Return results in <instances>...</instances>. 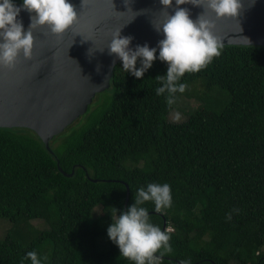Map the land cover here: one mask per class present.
Segmentation results:
<instances>
[{
  "label": "trees",
  "instance_id": "trees-1",
  "mask_svg": "<svg viewBox=\"0 0 264 264\" xmlns=\"http://www.w3.org/2000/svg\"><path fill=\"white\" fill-rule=\"evenodd\" d=\"M121 67L82 120L50 141L53 154L34 131L0 127V216L13 224L0 264H31L30 251L43 264H132L107 227L150 182L172 194L162 213L144 205L170 232L160 264H264V46L224 45L186 72L175 101L194 98L199 108L182 122L168 119L173 105L155 92L165 62L139 79ZM215 87L228 93L218 110L209 107Z\"/></svg>",
  "mask_w": 264,
  "mask_h": 264
},
{
  "label": "water",
  "instance_id": "water-1",
  "mask_svg": "<svg viewBox=\"0 0 264 264\" xmlns=\"http://www.w3.org/2000/svg\"><path fill=\"white\" fill-rule=\"evenodd\" d=\"M70 2L79 16L71 28L57 36L47 26L37 27L31 59L21 52L14 69L0 67V127L34 131L51 154L50 141L84 114L96 94L111 83L114 67L121 62L107 48L112 33L121 28L122 35H131L133 48L145 43L155 47L163 38L154 27L165 15L159 0ZM241 3L235 18L206 13L215 21L214 33L224 45L264 46V0ZM175 7L173 0L168 12L173 14ZM179 7L187 8L193 20L204 11L203 6L192 4ZM31 15L35 13L24 9L19 14L25 30ZM56 161L60 172L73 175L74 170L67 174ZM128 194L127 186L126 202Z\"/></svg>",
  "mask_w": 264,
  "mask_h": 264
},
{
  "label": "clouds",
  "instance_id": "clouds-1",
  "mask_svg": "<svg viewBox=\"0 0 264 264\" xmlns=\"http://www.w3.org/2000/svg\"><path fill=\"white\" fill-rule=\"evenodd\" d=\"M159 3L165 15L161 22L154 23L155 30L163 33L157 46L150 47L145 43L130 47L133 37L122 35L118 28L112 33L107 48L109 54L114 53L121 60V68L137 79L144 76L155 60L165 62L166 72L155 77L159 81L155 92L164 95L171 107L176 93H184L187 88L181 82L185 73L199 72L223 49L222 38L213 31L215 21L206 13L211 11L216 18H235L242 3L241 0H175L173 14L168 12L173 0H159ZM185 4L203 6L204 11L193 20L187 8L179 7ZM22 9L35 13L30 16L27 30L18 19ZM78 17L70 0H21L20 5L14 0H0V67L14 69L21 52L25 59H31L33 30L37 27L47 26L52 34L59 36L71 28ZM133 199L126 210L111 214L108 238L119 248L120 256L132 264H160L164 255L171 252L170 232L151 222L150 208L144 205L151 202V210L160 213L170 208L171 186L150 182L135 190ZM26 258L31 264H43V258L35 251L26 253ZM181 264L190 262L182 260Z\"/></svg>",
  "mask_w": 264,
  "mask_h": 264
},
{
  "label": "rangeland",
  "instance_id": "rangeland-1",
  "mask_svg": "<svg viewBox=\"0 0 264 264\" xmlns=\"http://www.w3.org/2000/svg\"><path fill=\"white\" fill-rule=\"evenodd\" d=\"M105 90V89H103ZM102 90H100L101 92ZM96 99V98H95ZM95 99L91 102L92 107H94ZM212 103L209 104V107L212 109L218 110L228 101V93L227 91L221 89L220 87H215L213 92ZM199 102L198 100H194V98L188 99L185 97H179L176 99L173 104V108L169 112L168 119L171 122H182L187 119V117L192 114L194 111L198 110ZM83 116L79 117L77 120H82ZM76 120V121H77ZM75 121V122H76ZM74 122V123H75ZM100 209H96L95 213H98ZM31 224L37 229H43L46 227L45 222L41 220H33ZM13 229V224L9 219L0 216V239L4 238L8 233Z\"/></svg>",
  "mask_w": 264,
  "mask_h": 264
}]
</instances>
